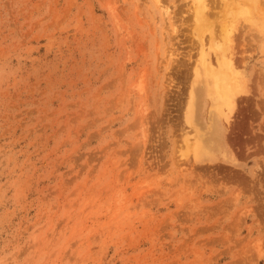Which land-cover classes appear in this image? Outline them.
Instances as JSON below:
<instances>
[{
	"label": "rangeland",
	"instance_id": "374dc122",
	"mask_svg": "<svg viewBox=\"0 0 264 264\" xmlns=\"http://www.w3.org/2000/svg\"><path fill=\"white\" fill-rule=\"evenodd\" d=\"M197 2L0 0V264H264V0Z\"/></svg>",
	"mask_w": 264,
	"mask_h": 264
},
{
	"label": "bare ground",
	"instance_id": "6f19581e",
	"mask_svg": "<svg viewBox=\"0 0 264 264\" xmlns=\"http://www.w3.org/2000/svg\"><path fill=\"white\" fill-rule=\"evenodd\" d=\"M252 1H257V0H252ZM157 2H160V0H157ZM211 2V1H210ZM225 2V1H224ZM227 3V2H225ZM196 4V3H195ZM194 4V5H195ZM245 4V3H244ZM193 5V6H194ZM164 12H168L169 8L168 6H165L164 4H162ZM196 8H194L195 14L199 17V14L201 15L198 19L196 18L197 16H195V21H199L200 24L196 23V26H204V24H202V14L206 13V7H207V3L206 0H199V2H197V6L195 5ZM211 7V6H210ZM196 9V10H195ZM237 9V8H236ZM244 9V8H243ZM205 12V13H204ZM231 12H234V7L232 8ZM203 15V16H204ZM170 16V15H169ZM171 17V16H170ZM206 17V16H205ZM203 19V17H202ZM229 21V20H228ZM226 23V22H225ZM224 23V24H225ZM228 23V22H227ZM223 24V25H224ZM222 25V26H223ZM226 26L228 24H225ZM195 26V27H196ZM209 27V26H208ZM203 28V27H202ZM206 28V27H205ZM226 28L225 26H223V29ZM209 29V28H207ZM222 29V28H221ZM220 29V30H221ZM222 29V31H223ZM198 30V27H197ZM203 30V29H201ZM214 31V30H213ZM221 31V32H222ZM233 31V27L231 26L230 23V27L224 29L223 36L220 35V32L217 34V32L215 31V36H217L218 38H220L219 36L222 37V43H218L217 47L221 49L222 51V59L220 60L218 55L216 56V63L213 64L211 63L212 61L209 60V56L205 53L204 48H201V56H202V60L204 66L206 67L207 73H211V75L213 76V80L216 84V89L219 92L220 95V111L221 113H223V111H225L226 109L228 110L226 112V117H228V114L232 111L233 106H234V95L238 92V91H242L245 86H243L244 84L241 82V80L239 81V72L238 70H236L234 61H233V52L231 50H229V41H230V36L232 35L231 33ZM198 32V31H197ZM221 33V34H222ZM198 34V33H197ZM203 34V32H202ZM199 36V34H198ZM210 37V36H209ZM199 38V37H198ZM232 38V37H231ZM201 39V37H200ZM199 41V39H197ZM199 43H201V41H199ZM235 46V45H232ZM207 47V46H206ZM235 48V47H233ZM211 49V48H210ZM233 50V49H232ZM211 54V53H210ZM221 55V54H220ZM208 56V57H207ZM215 61V60H214ZM239 67V66H238ZM203 73V72H202ZM195 74V73H194ZM198 74V73H197ZM245 83V81H244ZM249 88V85H248ZM205 90V89H204ZM250 90V89H249ZM245 92V91H244ZM191 96L192 99V94H189ZM242 95V94H241ZM211 96V94H210ZM240 96V95H238ZM190 99L189 103H188V111L190 112V114H192V100ZM203 99V98H202ZM237 99V97H236ZM200 101V100H199ZM209 103V102H208ZM236 104V103H235ZM199 105V104H198ZM199 110V109H198ZM197 110V112H199ZM200 113V112H199ZM199 115V114H198ZM201 115V114H200ZM207 115V114H206ZM199 118V117H198ZM211 118V117H210ZM207 119V117H206ZM230 120V119H229ZM214 122V121H213ZM225 122V121H224ZM230 122V121H229ZM191 123V122H190ZM198 123V121H197ZM202 123V122H201ZM210 124V123H209ZM215 125V124H214ZM200 126H198L199 128ZM209 129V128H208ZM212 130V129H211ZM195 138V137H194ZM212 139V138H211ZM214 140V139H213ZM195 143V142H194ZM214 145V144H213ZM215 146V145H214ZM196 150V149H195ZM201 152V151H200ZM198 153V152H197ZM196 154V153H195ZM203 154V153H202ZM214 155V154H213ZM197 156V155H196ZM215 156V155H214Z\"/></svg>",
	"mask_w": 264,
	"mask_h": 264
}]
</instances>
